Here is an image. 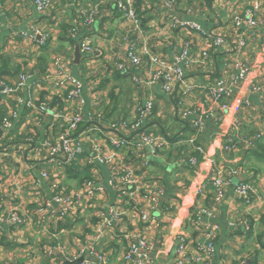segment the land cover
Instances as JSON below:
<instances>
[{
	"label": "crops",
	"instance_id": "0c3cea01",
	"mask_svg": "<svg viewBox=\"0 0 264 264\" xmlns=\"http://www.w3.org/2000/svg\"><path fill=\"white\" fill-rule=\"evenodd\" d=\"M50 1L51 7L41 15L33 0H0V83L12 84L18 74L29 73L27 91L38 101L49 99V117L35 109H21L9 127L0 126V148L9 147L17 155H8L0 163V206L4 214L18 209L23 218L19 226L0 222V264H63L65 259L79 256L86 263L123 264L128 242L119 234L125 233L149 241L146 264H175L181 238L186 239L189 255L200 256L208 243L201 233L206 226H217L210 241L213 256L209 263L188 264H264V0H138L133 8L155 53L170 60L184 43H190L180 67L185 84L193 90L184 97L183 85H176L171 94L162 91V79L147 86L145 59L138 67L130 63L125 47L137 41L131 21L117 8L124 0H76L73 5L65 0ZM253 1L260 4L259 23L246 31L247 46L238 52L230 15L243 14ZM94 5L98 7L95 23L85 27L79 10ZM171 16L192 21L205 33H213V39L224 37L229 45L217 47L199 31L174 27ZM35 28L48 35L41 47ZM244 28L246 25L241 26ZM85 38L92 47L87 53L80 48ZM77 49L81 56L75 64ZM116 51L123 70L115 67ZM239 65L249 70L244 80H237ZM62 72L80 81L81 105L76 99L67 100V92L57 88ZM216 81L232 86L230 111L223 120L206 119L205 129L197 133L194 121L205 108V90ZM149 95L154 96V105L147 130L163 133L160 126L170 135L175 128L178 139H192L216 165L239 168L241 177L255 185L259 200L246 203L238 199L232 186L216 198L210 184L211 167L189 164L188 155L198 161V153L189 146L170 143L155 158L144 149L146 167L134 163L139 182L154 183L163 190L155 220L142 224L137 215L132 221L125 216L113 218L110 223L118 236L106 234L108 207L117 199L109 187L108 167L87 162L92 140L85 139L82 151L70 164L61 158L51 162L41 144L45 139L56 140L75 113L94 114L103 126L113 120H132L136 107ZM11 105V100L2 105L1 118L8 115ZM56 113L62 118L53 121L51 116ZM105 132L92 135L104 153ZM226 144L236 151L225 152ZM87 180L102 189L96 199L82 200L70 212L56 205L45 208L53 196L48 184L56 182L66 194H75Z\"/></svg>",
	"mask_w": 264,
	"mask_h": 264
},
{
	"label": "built area",
	"instance_id": "2783aa9c",
	"mask_svg": "<svg viewBox=\"0 0 264 264\" xmlns=\"http://www.w3.org/2000/svg\"><path fill=\"white\" fill-rule=\"evenodd\" d=\"M76 0H65L67 2L74 3ZM138 0H124L117 3V8L120 12H123L125 17L131 21L135 39L137 44L129 43L125 47L126 54L130 63L133 66L138 67L145 59L148 66L144 69V83L147 86L157 85L160 79L163 80L162 91L166 94L173 93L176 85L184 86L183 97L189 94L193 87L186 85L183 78V72L180 67V62L188 57L189 42L184 43L182 49L175 53L172 59L167 60L153 51L151 44L149 43V37L145 35L140 28V22L137 18L134 5ZM171 5V2L167 3ZM35 10L45 15L48 9L51 7L50 0H33ZM259 11L260 4L258 1H253L250 7H248L243 14H231L230 21L233 24L234 29L237 32L236 40L234 41L236 49L241 52L247 46V30L255 28L259 23ZM79 15L82 17V25L85 27H92L95 23V16L98 15V7L92 6L87 10H79ZM174 27L180 26V29H193L201 32L204 36L213 39V33H205L192 21H177L173 16L170 17ZM246 25L247 28L241 30V26ZM39 36L38 45L41 47L47 43L48 35L40 33L38 29H33ZM71 32H76V27L71 28ZM216 36L218 34L214 33ZM215 46L220 47L222 45H229L228 41L224 37L217 36L213 39ZM119 47V46H118ZM80 48L82 52H90L92 47L89 44L87 38L83 39ZM115 52V51H113ZM115 67L118 70H123L124 64L120 62V55L116 51ZM239 75L237 80H244L245 75L248 73V68L245 65H239ZM32 78L29 73L18 74L17 79L12 84L6 82L0 83V108L6 104L8 100H11L12 105L8 107V115L5 118L0 117V126L9 127L11 120L15 119L21 109H35L41 112L44 117H49L47 113L49 99L45 101H38L36 97L31 95L26 88L27 81ZM81 83L80 81L69 74L68 72H62L57 81V88L67 92V100L76 99L79 101ZM233 94L231 85H224L219 81H216L214 85H209L205 90L204 110L198 115L194 121V128L197 133L202 132L205 129L206 119L223 120L225 115L230 111V102ZM154 105V96L149 95L144 103L133 112L134 118L123 119L120 121H113L106 126L101 125L99 119L91 113H75L68 119L66 129L56 140L45 139L41 144V149L47 152V157L51 162L61 158L65 164H70L82 151V143L86 138L92 140L91 155L87 158V162L91 165H103L109 169V187L115 192V199L117 201L108 207L109 218L104 220L105 233H109L118 236V230L112 225L113 218L125 216L127 220L132 221V216L137 215L139 222L142 224H150L155 220V212L158 211L160 206V199L163 196V190L156 186L146 185L139 182L134 169L135 161L143 166H147V162L144 161L143 151L147 149L151 152L152 157L161 155L164 148H167L170 143H180L185 146L191 147L199 155L197 161L194 157L188 155L187 159L189 164L197 165L198 167H211L213 176L210 184L214 190L215 197L220 198L223 195V190L227 186H232L238 199L245 201L246 203L251 200H259L258 192L250 182H247L241 177V171L237 167L226 166L224 164L216 165L212 159L205 153L203 147L195 146L192 139L184 140L178 139L176 142L163 133L153 132L150 129L147 130L149 121L152 116ZM53 121L62 118L59 114H53ZM67 120V116H66ZM83 123H89V126L84 132L75 138H71V135L77 133L79 127ZM106 131L102 136H106L107 152L101 151L99 142L96 141L93 134ZM85 134L83 137L82 135ZM178 138V137H177ZM176 139V138H175ZM30 142V140H28ZM228 143V141H227ZM225 152H234L236 148L232 145L226 144L224 147ZM8 155H16L10 150L9 147L0 148V163H3V159ZM17 157V155H16ZM19 163L21 161H18ZM43 177L48 178L46 173L41 174ZM233 180H236L234 182ZM95 181L87 180L75 194H66L65 191L60 190L58 184L53 182L48 184L53 191V196L50 201L46 202L45 208H51L53 205L65 208L64 210L70 212V210L80 207L82 200L91 201L96 199L97 194L102 190L98 186L94 185ZM50 183V182H49ZM200 192V190H199ZM141 207L143 208L141 210ZM0 222L6 223L11 226H19L23 222L18 209H13L12 212L4 214L0 206ZM217 226H206L202 229V235L207 240V244L200 251V256L193 257L187 252V242L185 238L180 239V243L175 249V264H188L193 262H200L203 260L205 263L210 262V258L213 256V243L210 241L215 237ZM124 239H127V246L122 254L123 264H146L149 261V253L151 250V244L143 236L130 235L129 233L119 234ZM98 261L101 258L97 255H93ZM83 257V256H79ZM85 262V261H84ZM83 262V263H84ZM92 264V263H84Z\"/></svg>",
	"mask_w": 264,
	"mask_h": 264
},
{
	"label": "water",
	"instance_id": "95a60500",
	"mask_svg": "<svg viewBox=\"0 0 264 264\" xmlns=\"http://www.w3.org/2000/svg\"><path fill=\"white\" fill-rule=\"evenodd\" d=\"M80 56H81V54H80V52L77 49L76 54H75V58H76L75 62H74L75 64H78ZM88 126H89V123H86L75 135H73V138L76 137L77 135H79L81 132H83ZM159 128H160V131L163 132V130H162V128L160 126H159ZM176 137L177 136H173L172 138H170V140H174ZM84 260H85L84 257H80V258H77V259L72 260V261H68V260L65 259L63 264H81V263L84 262Z\"/></svg>",
	"mask_w": 264,
	"mask_h": 264
},
{
	"label": "rangeland",
	"instance_id": "374dc122",
	"mask_svg": "<svg viewBox=\"0 0 264 264\" xmlns=\"http://www.w3.org/2000/svg\"><path fill=\"white\" fill-rule=\"evenodd\" d=\"M164 120H167V121H168L167 118H164ZM113 121H115V120H113ZM168 123H171V121H168ZM170 125H171V124H170ZM175 125L178 126L177 124H175ZM171 128H174V127H171ZM162 130H163V133H164L166 136H168V137L177 136L176 133H175V132H176V129H175V128H174V129H170V130H171V133H169L170 135H167L164 129H162ZM169 142H171V141H169Z\"/></svg>",
	"mask_w": 264,
	"mask_h": 264
},
{
	"label": "trees",
	"instance_id": "16d2710c",
	"mask_svg": "<svg viewBox=\"0 0 264 264\" xmlns=\"http://www.w3.org/2000/svg\"><path fill=\"white\" fill-rule=\"evenodd\" d=\"M174 102H176V100H174ZM178 140V138L172 140L171 142H176Z\"/></svg>",
	"mask_w": 264,
	"mask_h": 264
}]
</instances>
